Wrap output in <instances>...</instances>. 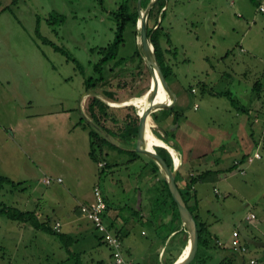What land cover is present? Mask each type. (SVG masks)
<instances>
[{"label": "rangeland", "instance_id": "374dc122", "mask_svg": "<svg viewBox=\"0 0 264 264\" xmlns=\"http://www.w3.org/2000/svg\"><path fill=\"white\" fill-rule=\"evenodd\" d=\"M255 1L166 0L163 15L155 12L148 21V28L156 21L160 25L163 54L173 68L170 88L182 105V110L177 108L183 114L180 137L176 138L178 145L185 152L194 148L204 151L203 157L214 153L212 158L219 159L217 165L213 159L201 166L192 162L190 166L197 169L224 167L239 156V134L249 133L246 125L253 123L254 132L262 130L264 138V11L258 8L264 0ZM0 2V10L4 6L11 8L0 12V175L22 182L17 189L9 185L0 188V202L34 210L41 220L49 218L51 225L63 219L60 224L68 223L62 229L71 230L69 233L77 239L69 247L70 255L57 235L0 215V264H58L62 260L61 264H75L79 260L85 264L87 254L94 261L111 264L109 248L95 244L97 236L92 224L82 212L73 213L77 202L90 201L93 195L87 174L92 168L88 129L77 127L83 125L82 116L93 123L85 108L81 113L79 104L84 93L82 104H86L88 97L100 98L110 107V115L117 118L115 122L108 118L103 125L113 132L119 131L130 106L124 103L144 94L151 84L145 63L132 56L138 36L127 26L118 54L125 63L115 68L110 62L105 67L108 76V70L114 69L109 78L117 101L112 102L100 89L86 92L84 80L93 75V64L100 58L90 49L106 46L114 38L116 23L112 13L121 0ZM129 3L135 5L134 0ZM56 13L65 17L64 21L49 24L48 19ZM37 18L41 36L77 58L84 66L83 74L71 60L37 37ZM256 82L260 91L254 87ZM225 91L230 92L233 102L225 95L211 93ZM193 104L198 107L193 108ZM240 107L247 108L249 114L241 113ZM127 112L131 114L130 110ZM108 139L122 144L115 137ZM257 151L261 158L246 165L244 174L236 169L223 172L214 180L198 183L196 190L213 219L212 231L226 247L235 231L253 240L248 242L244 264H250L251 257V264H264V149ZM112 152L106 156L109 162ZM114 155L124 159L128 153ZM146 170L138 160L118 169L114 177L121 181L137 176L138 182V176ZM58 177L61 182L55 181ZM45 178L52 182L45 184ZM100 183L111 185V166L103 172ZM249 214L255 217L252 221L246 219ZM73 217L80 218L83 225L75 227L70 220ZM81 228L83 233L78 232ZM144 231L146 237H151L149 227ZM77 251L87 254L83 252L78 258L74 255ZM151 259V264H162L154 254Z\"/></svg>", "mask_w": 264, "mask_h": 264}, {"label": "crops", "instance_id": "0c3cea01", "mask_svg": "<svg viewBox=\"0 0 264 264\" xmlns=\"http://www.w3.org/2000/svg\"><path fill=\"white\" fill-rule=\"evenodd\" d=\"M261 5L264 4L262 3L259 4L258 8ZM192 90L194 89L191 88V91ZM84 94L81 96L80 104H79L81 113L82 111L84 113L85 104H82ZM165 101L166 102L168 101V96H166ZM176 102H177V97L175 96V102L173 106L176 104ZM197 107H198L197 104H193V108H197ZM177 108L182 110V105L180 106L178 102L176 107V110L178 111ZM245 114L248 115L249 111L246 112ZM169 120L166 121L167 124H169ZM180 121L175 128L169 125V128L173 131L175 138L169 139L166 142V144L169 147L173 148L178 153V157H180L181 159L180 167L176 173V185L180 190L184 191L188 174L210 169V168L197 169L196 166L195 167L190 166L192 162L193 163L197 162L198 165L201 166L203 163L207 164V161L209 162L211 159H213L214 163L213 162L211 163L217 165L219 164L218 162L219 159H217L216 157L212 158L214 153H212V155L209 156L208 154H206L207 158L203 157V155H205V153H203L204 151L198 152L195 151L194 148L187 149V151L185 152L184 149L180 147V145H178L179 143L176 141V138L180 137L179 132H181L180 127H182V122ZM77 127L82 128L83 126L78 125ZM246 128L248 129L249 133H246V131H244L239 134L240 143L238 145V148L241 149L240 155L233 157L227 166L217 168L218 170H220V172L223 173L227 171L228 172L232 171L233 167L231 168V170H229V168L233 165L234 160L240 159V157H242L243 155L245 156L247 154H250L252 150H256L258 148L264 149L261 148L264 147V143L261 146V142L264 141L262 130L256 129V132H254L253 123H251L249 127H247L246 125ZM254 133H256L257 137L255 136ZM153 145H159V144L153 143ZM197 146L198 145L196 144L195 148H197ZM127 147H132V146L129 145ZM110 150L113 151L111 154L112 156L111 161L109 162L106 159L105 161H101L106 163V166L104 168H99L98 163H94L89 158L92 168L91 170L88 169L89 171L88 173L87 171H85L88 174V176H90L89 177L90 183L88 186L91 189H93L95 185H99L101 192L104 196V199L106 201V210L103 214L104 222L109 227L112 233L120 237L125 255L134 264H151L152 262L151 256L153 254L156 256L157 261L161 262L162 264H170V263L172 264L176 259H178L183 249L187 245L188 235L179 217V214L177 213L176 209L172 207L170 196L168 195V193L166 192L163 186L164 185L163 175L161 174L159 169L158 171L155 170L156 169L155 165L150 160L146 159L147 156L145 158L142 157L145 156L143 154L138 157H135L134 159H132V156L128 154V156L126 155L125 158L122 159L121 157L114 155L115 152L120 153V151L114 148H110L106 146L104 152L109 154ZM125 150H129V149L127 148ZM212 152H214V150H212ZM122 153H126V152H122ZM172 154L174 155L173 152ZM172 157L171 160L173 159ZM217 157L219 158V156ZM138 160L142 162L144 170L147 167V170L144 171V173H141L143 175L140 174L138 176L139 179L138 182H137V176L136 179L134 178V180L133 178L131 179L130 177L122 179L121 181L115 179L114 174L118 169L123 167L126 168ZM109 166H111V185L106 184L107 185L106 186L104 184H101L100 180L103 172L106 169H108ZM210 170H215V169H210ZM220 175L221 173L218 175V177H220ZM91 179L93 180L91 181ZM197 184L195 185V189L193 190V197L192 196L189 197L187 205L190 207V209H192L193 211L192 213L198 217V220L207 226V229L210 232V234L214 238H216L218 247L208 251L209 254L211 255L209 257V264H216V262H218L225 254L228 253L229 250L227 249L232 250V248L230 247V245L226 247L224 243L220 241L218 235L214 231H212L213 219L209 217L210 215L208 213L209 211L205 209L204 205L202 204V201L197 196V191H196ZM87 200L77 202L75 208H78L83 204L90 203L92 199L90 201ZM159 204L160 207H158ZM73 213L74 215L80 214L79 210H75V209H73ZM249 216L250 214L246 216V219ZM70 220L74 221L75 227L77 228L81 227L79 226L80 224L83 225V221L80 218L73 217ZM252 220H248V221H252ZM61 224H62L61 232L68 234L74 238V235L69 233L71 232V230L67 231L64 230L65 228L62 229V226L64 224L63 223ZM146 226L149 227V229H151V237L149 238L146 237V232L144 231V228ZM83 228H81L80 231L78 232L83 233L84 232ZM92 229L95 230L94 227ZM238 232L240 234L241 242L245 244L248 248V242H252L253 240L247 236L244 237V235L240 231ZM94 233L97 236V237L95 236L97 240L95 244L96 245L103 244L105 246L104 242H102V240H99V238L101 239L100 235L95 231ZM74 239L75 241L77 240L76 238ZM255 241L256 239L254 240V242ZM256 242L258 245H260L258 241ZM204 250L205 249H202V251ZM83 252L84 251H77L74 255H76L79 258L81 255L87 254L86 251L84 252V254ZM88 257L90 258L88 254L87 257L84 256L85 264H106L103 260L94 261L92 257L90 258L91 260H88ZM67 259L68 258H66L65 260ZM250 260H254V258L251 257L249 259V263ZM63 262L64 260L60 261L58 264H61ZM75 264H80V260L75 262ZM111 264H114L112 263V260H111ZM243 264H244V257H243Z\"/></svg>", "mask_w": 264, "mask_h": 264}, {"label": "trees", "instance_id": "16d2710c", "mask_svg": "<svg viewBox=\"0 0 264 264\" xmlns=\"http://www.w3.org/2000/svg\"><path fill=\"white\" fill-rule=\"evenodd\" d=\"M149 1L150 0H141V3H140L141 7L145 8ZM165 1L166 0H156L155 4L151 8L149 15H148L147 29H148V34H150V40H151V43L154 47L155 54H156V57H157V60L160 64V66H161L165 80L168 83V85L170 86V81H171V78L173 75V68H172L171 64H169L168 61L165 59V56L163 54L164 49H163V46L161 44L160 32H159L160 25H157L156 24L157 21H156L151 28H148L149 27L148 21L151 17H153L155 12H156V15H158L159 13H161V15H163V12L165 10V8H164L165 7ZM251 1L253 3L256 2L255 0H251ZM134 2H135L134 3L135 5L132 7L129 3V0H121L119 7L116 9V11H114L112 13V19L116 23V29L114 32V38H113L112 42H110L106 46H100V47L90 49V51L92 53L97 52L100 55V58L96 63L93 64V75H89L84 80L85 90L87 92L90 90H99L100 89V91L105 96V98H107L109 101H112V102L117 101L115 93L111 89L112 78H109L111 72H113L114 69L108 70L109 71V76H108L106 74L107 72H106L105 67L110 62H113V65L115 66V68L118 67L119 65H122L125 63V59L122 57H118L119 56L118 54H119V50H120L121 46L124 43V33H125L127 26L130 25L133 29V35L138 36V30L136 29V21H137L136 3H137V0H134ZM0 4H1V2H0ZM4 10H10L11 11V8L8 6H4L0 10V12L4 11ZM156 15H155V17H156ZM50 18H49L50 20L48 19L49 24H54L55 21H58L59 19H61L62 21H64V19H65V17H63L62 15H60L58 13L52 14ZM38 25H39V19L37 18V27H36L37 37L40 38L43 43L51 46L55 51L66 56V58L68 60H71L75 64V68L83 74L84 73V66L82 65V63L77 58L69 55L65 49L57 46L51 40L41 36V34L39 33ZM164 39H165L166 43L169 44L170 40H169L168 36L165 35ZM132 56L138 58L139 61L141 63H143L141 53H140V49H139L138 45H136L135 51H134ZM145 67L147 68L146 65H145ZM147 70H148V68H147ZM254 87L258 91L261 90L259 82H256L254 84ZM211 93H212V95H225L228 99H230V101H232V98L230 96L229 91L219 92V93L211 92ZM166 96H167V94H165V96L163 97L161 102H166L165 101ZM85 103H86L85 104L86 106H84L85 111H86L87 115L90 117L91 122L93 124H91L90 122H87V120H85V118H83V116L80 118L81 122H82L81 124H83L82 125L83 128L88 129L87 130L88 136H89L88 156L94 163H98L99 168H104L106 166L105 162H101V161H105L106 156L108 155L106 152H104V149L106 146H108L110 148H114L120 152H126L132 156V159L142 155V154L137 153L133 150H125V149L113 144L108 139V136L115 137V138H117V140H119L124 145H127V146L130 145L132 147L135 146L139 117L137 114H135V112H134L135 108L133 106H131V105L127 106L126 109L130 110L131 114L129 112H127V110H126V112L123 116V122L124 123H122V125L118 127V129H119L118 132H113V131L107 129L103 125V121L108 119V118H110L114 122L117 119L115 116H113L114 114L110 115L109 110H108V109H110V107L107 105V103L102 101L97 96L88 97L87 102H85ZM239 111L241 113L248 112L247 108H244V107H240ZM151 115H152L155 123L158 126V130L161 133L159 131L154 130L151 122L147 123L148 126H147L146 137H147L148 144L153 145V143H157L155 135L157 137L161 138L162 140H164L165 142H167L169 139L174 138V133L169 128V125L171 127L175 128L178 125L180 119L183 118L182 112H179L176 110V104L172 108L162 109V110H157L155 112H152ZM169 118H170V120H169ZM168 120H169V124L166 123V121H168ZM151 128H152L153 132L151 131ZM154 148H155V151L165 160L167 165L169 167H171L172 166V160H171V156L167 152V150L161 146H155ZM245 156L243 155L242 157H240V160H243L245 158ZM150 160L155 165V168H156L155 170L158 171L159 168H158L157 164L152 159H150ZM99 163H102L103 166H99ZM231 168H232V170L235 169L234 165H232L229 168V170H231ZM220 173H222V172H220V170H218V169H215V170L206 169L203 171L195 172V173H193V175L188 174L187 182H186V185L184 188L185 190L182 191L178 188L181 195H182L183 200L186 203V205H187L189 197H191V196L193 197V190L195 189V185L197 183H201V182H204L207 180H214L218 177V175ZM55 181H56V179H55ZM163 182H164L163 186L171 198L172 207H174L177 211L176 204L171 197V194L168 190L167 184L164 180H163ZM175 182H176V178H175ZM21 184H22V182H15L8 177L0 175V188H2L4 185H9L13 189H17L19 187V185H21ZM20 189L23 190L24 188L21 186ZM83 205H86V204H83ZM81 206H79L78 208H74V209L79 210V212L81 213ZM187 207L189 208V210L192 213L193 212L192 209H190V207L188 205H187ZM177 213H178V211H177ZM0 215H4L9 220H12V221L29 224L35 230H40V231H44L48 234L57 235L59 237L60 241L63 243L65 249H67L66 251L71 255V252L69 251V247L72 243L75 242V239L68 234H65L62 232H56L54 230V224L55 223L53 225H51L49 218H48V220L43 221L38 217L36 211H34V210H30V211L21 210L17 207L6 206L1 202H0ZM193 216L195 218V221L197 223V228H198V247H197V251H196V254H195L193 260L189 264H209V257L211 255L209 254L208 251H210L211 249L217 248L218 243L216 242V238H214L210 234V232L208 231L207 226L204 223H201L195 214H193ZM99 240H101V239L99 238ZM229 245L231 247V243ZM243 245L246 246L245 244H243ZM246 248H247V246H246ZM202 249H205V250L202 251ZM228 250H229L228 253L225 254L218 262H216V264H243V257H244V254H246L247 252L241 254L239 251L235 250L234 248H232V250H230V249H228ZM247 251H248V248H247ZM132 264H134V263L132 262Z\"/></svg>", "mask_w": 264, "mask_h": 264}, {"label": "water", "instance_id": "95a60500", "mask_svg": "<svg viewBox=\"0 0 264 264\" xmlns=\"http://www.w3.org/2000/svg\"><path fill=\"white\" fill-rule=\"evenodd\" d=\"M155 2L156 0H150L148 4L146 5V7L142 8L140 4L141 0H137V3H136V9H137L136 29L138 30V37H137L138 41L137 42H138V46L140 49L142 60L147 66L151 78H154L156 81V85L160 86L164 90V92L167 94L168 101L167 102H158L154 100L152 101L151 97L156 91V86L150 84V88L146 91L147 106L142 114L138 115L136 112V114L139 117V122L137 126V137H136L135 146L134 147H127L125 145L122 146V144L113 142L110 139L109 140L113 144L123 149L128 148L129 150H133L137 153L143 154L149 157L150 159H152L157 164L161 174L163 175L164 181L167 184L171 197L176 204L179 217L188 235V241L186 245V247L188 246V252L185 254L183 258H180L181 256L180 255L178 259H176L172 264H189L193 260L196 254V251H197L198 228H197V223L195 221V218L193 214L191 213V211L189 210V208L187 207L185 201L183 200L182 195L175 182L176 173L180 167L181 159L180 157H178V153L173 148L169 147L164 140L157 137L154 133L153 134L157 138L163 141V145L161 144L160 145H150L148 144L147 137H146L147 126H148L147 118L149 114L157 110L172 108L175 102V94L171 90L170 86L165 80L161 66L156 57L154 47L150 40V34H148L147 19H148L149 12L151 8L153 7V5L155 4ZM138 19H140V22L138 21ZM124 105H133V104H124ZM155 146H161V147L166 148L169 154L172 155L173 157L174 155L172 154L170 149L174 151V154H175L174 158L176 159V162L172 164L173 166L169 167L167 165L165 160L155 151V148H154Z\"/></svg>", "mask_w": 264, "mask_h": 264}, {"label": "built area", "instance_id": "2783aa9c", "mask_svg": "<svg viewBox=\"0 0 264 264\" xmlns=\"http://www.w3.org/2000/svg\"><path fill=\"white\" fill-rule=\"evenodd\" d=\"M260 11H264V5L259 7ZM194 92V90H192ZM173 163H174V157ZM261 155L256 150L253 153L247 154L243 160L236 159L233 161L235 169L240 173L244 174L245 166L251 163L253 160L260 159ZM99 166H103L102 163H99ZM193 175V173H190ZM57 182H60L61 179L57 178ZM45 184H50L52 182L51 178H45L43 181ZM106 210V201L101 192V189L98 185L93 188V196L90 203L81 206V212L84 217L92 224L95 231L100 235L102 242L109 248L111 252V257L114 264H132V262L127 258L124 253L122 241L119 236L112 233L109 227L103 220V214ZM254 215L250 214L247 217L248 220L254 219ZM54 230L56 232H61L60 222H55ZM231 247L239 251L241 254L247 252L246 246L241 243L239 233L237 231L233 232V238L231 239ZM250 263H254V260H250Z\"/></svg>", "mask_w": 264, "mask_h": 264}, {"label": "bare ground", "instance_id": "6f19581e", "mask_svg": "<svg viewBox=\"0 0 264 264\" xmlns=\"http://www.w3.org/2000/svg\"><path fill=\"white\" fill-rule=\"evenodd\" d=\"M138 21L140 22V19H138ZM151 85H155L156 86V91L152 95L151 100L152 101L154 100V101L161 102L166 93L164 92V90L160 86L156 85V81H155L154 78H151ZM146 98H147L146 97V92H144V94H142L140 96L133 97L132 99L126 101L124 104H133V106L136 109L137 114L140 115V114L143 113V111L145 110V108L147 106ZM149 122L152 123V126H153V128H154L155 131H159L157 129L158 126L155 123V121H154V119H153V117H152L151 114H149V116L147 118V123H149ZM155 126H156V129H155ZM155 138H156V141H157V143L159 145L160 144L163 145V141L162 140H160L156 136H155ZM171 151L174 153L173 150H171ZM174 157H175V154H174ZM175 162H176V159L174 158V163ZM172 164H173V159H172ZM187 252H188V246L187 247L185 246V248L182 251V254H181L180 258H183Z\"/></svg>", "mask_w": 264, "mask_h": 264}]
</instances>
